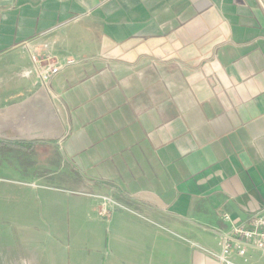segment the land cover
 <instances>
[{
  "label": "crops",
  "instance_id": "crops-1",
  "mask_svg": "<svg viewBox=\"0 0 264 264\" xmlns=\"http://www.w3.org/2000/svg\"><path fill=\"white\" fill-rule=\"evenodd\" d=\"M0 143L130 211L85 264H218L206 235L264 209V0H0Z\"/></svg>",
  "mask_w": 264,
  "mask_h": 264
},
{
  "label": "rangeland",
  "instance_id": "rangeland-1",
  "mask_svg": "<svg viewBox=\"0 0 264 264\" xmlns=\"http://www.w3.org/2000/svg\"><path fill=\"white\" fill-rule=\"evenodd\" d=\"M6 149L0 143V250L5 247L13 252H36L46 264H85L86 256L92 252L115 248L112 236L116 224L111 218L115 213L130 212L128 209L109 202L106 205L92 197L81 184V177L67 166L54 173L56 168L46 161L44 169H50L52 175L34 183L27 174L33 173L35 167L42 169L41 154L14 150L12 156L5 153ZM131 214L139 215L133 211ZM139 216L150 228L169 232L147 216ZM177 237L186 245L192 243L185 235ZM206 239V249L219 255V239L213 235H206ZM58 253L65 258H57ZM247 259L249 264H264L258 252L249 253ZM235 260L245 264L244 258Z\"/></svg>",
  "mask_w": 264,
  "mask_h": 264
},
{
  "label": "built area",
  "instance_id": "built-area-1",
  "mask_svg": "<svg viewBox=\"0 0 264 264\" xmlns=\"http://www.w3.org/2000/svg\"><path fill=\"white\" fill-rule=\"evenodd\" d=\"M33 60L43 83L49 82L51 77L62 69L49 58L34 57ZM72 64L73 61L68 63ZM222 218L226 222H231L228 214H222ZM220 247V254L216 256L218 264H239L235 257L244 258L245 264H249L247 257L250 251L258 252L264 257V209L252 214L246 222L232 225L229 232L220 234Z\"/></svg>",
  "mask_w": 264,
  "mask_h": 264
}]
</instances>
